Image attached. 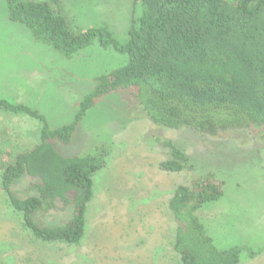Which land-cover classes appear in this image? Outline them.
<instances>
[{
  "label": "rangeland",
  "instance_id": "obj_1",
  "mask_svg": "<svg viewBox=\"0 0 264 264\" xmlns=\"http://www.w3.org/2000/svg\"><path fill=\"white\" fill-rule=\"evenodd\" d=\"M55 9L72 32L106 28L120 44L128 42L133 20L141 16L139 0H60ZM128 62L127 55L98 40L66 58L12 23L6 1L0 0V100L37 109L53 129L71 124L97 79ZM40 128L29 116L0 115V264H181L173 248L176 221L169 202L179 186L190 184L192 174L161 171L167 156L159 137L187 152L195 175H214L225 183L223 198L198 212L216 246H240L241 264H264V141L249 130L200 136L189 129H162L127 93L101 98L71 144L61 149L70 157L99 147L111 151L107 166L94 176L85 240L67 249L35 241L1 185L5 167L38 144ZM29 183L24 178L14 186L19 198H25ZM69 218V212H57L44 220L56 226Z\"/></svg>",
  "mask_w": 264,
  "mask_h": 264
},
{
  "label": "trees",
  "instance_id": "obj_2",
  "mask_svg": "<svg viewBox=\"0 0 264 264\" xmlns=\"http://www.w3.org/2000/svg\"><path fill=\"white\" fill-rule=\"evenodd\" d=\"M12 23L73 58L98 40L129 58L124 67L97 79L79 104L71 124L53 129L37 109L0 100V115L29 116L40 124L38 144L5 167L2 189L35 241L56 247H79L86 237L87 211L94 198V176L107 166L111 151L99 147L82 156H64L78 125L101 98L127 93L145 118L162 129H189L200 136L220 130L247 129L264 141V0H139L126 44L106 29L78 34L55 7L60 0H5ZM167 158L166 173L192 174L169 202L176 221L173 248L181 264H241L243 249H220L198 212L219 201L225 183L214 175H195L187 152L171 139L156 138ZM30 180L25 198L14 186ZM69 212L56 226L45 218Z\"/></svg>",
  "mask_w": 264,
  "mask_h": 264
}]
</instances>
